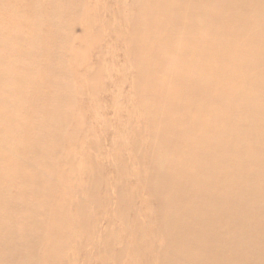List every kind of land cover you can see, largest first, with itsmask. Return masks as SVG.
<instances>
[{
    "label": "rangeland",
    "instance_id": "rangeland-1",
    "mask_svg": "<svg viewBox=\"0 0 264 264\" xmlns=\"http://www.w3.org/2000/svg\"><path fill=\"white\" fill-rule=\"evenodd\" d=\"M190 1L0 0V264H193L233 221L264 257V7Z\"/></svg>",
    "mask_w": 264,
    "mask_h": 264
},
{
    "label": "bare ground",
    "instance_id": "bare-ground-1",
    "mask_svg": "<svg viewBox=\"0 0 264 264\" xmlns=\"http://www.w3.org/2000/svg\"><path fill=\"white\" fill-rule=\"evenodd\" d=\"M206 0H191L190 2H191V4H193V5H198V4H201V3H203V2H205ZM233 2H238V0L236 1V0H233ZM244 2H245V8L244 7H242V13L243 14H248L249 13V11L250 10H248V9H251V8H253L254 7V3H253V0L251 1V0H244L243 1V4H244ZM255 2H257V4H259L260 3V6H262V7H264V0H255ZM228 9H226L225 11H224V9L223 8H221V10L219 11V12H216L217 14H216V16L217 17H220L221 15H224L225 17H226V11H227ZM239 12L241 13V9L239 10ZM218 13H220V15L218 16ZM227 17H229V16H227ZM194 22L195 23H198V22H200V18L198 17V18H195L194 19ZM244 22H249V19L247 18V17H244L243 18V23ZM260 34H263V35H259L260 36V38L262 39V42H263V44H264V31H261V33ZM257 35V31L256 30H250V31H248V32H246V33H241V37H245V38H252V37H257L256 36ZM231 35H227V38L228 37H230ZM173 44H175L174 42H173ZM251 47V48H250ZM256 48V46H251L250 44H249V53H248V56L251 54V53H253L254 54V56L256 55V56H258V50L257 49H255ZM264 49V48H263ZM213 56H215V54H213ZM261 60H262V62L264 63V50H263V52H262V55H261ZM248 61L249 60H244V65H243V67H244V69H246L247 68V66H248ZM250 62V61H249ZM252 63V62H251ZM256 63H258V64H261L258 60H257V62ZM253 64V63H252ZM253 69H254V67H253ZM259 75V74H258ZM262 75V74H261ZM250 76V75H249ZM227 79L229 80V73H228V77H227ZM207 81H209V80H207ZM259 81V80H258ZM192 101H195V100H192ZM233 100H228V101H226L225 103H223V104H221V105H219L218 107H217V111L213 114V115H209V118L208 119H211V120H216V119H221V118H224L225 120H229V122L231 121V118L233 117V115L231 114V113H227V112H225L222 108L224 107V105L225 104H227V105H231V106H233ZM210 105H211V103H208V101H205V102H203V104L201 105V107H202V109L203 108H206V109H209V107H210ZM228 110H229V108L228 107H226ZM243 121V120H242ZM245 122V121H244ZM185 133H183V135H185V134H187V133H189L191 130L190 129H188V128H186L185 130ZM224 132H226L225 130L224 131H222V133H224ZM197 134V132H196V130H195V135ZM230 138V137H229ZM197 139L198 140H200L201 139V134H199L198 136H197ZM233 142H234V140H229L228 141V145L230 146V148L231 147H233L234 146V144H233ZM236 142V141H235ZM221 143H224V141H221ZM239 143V142H238ZM236 146V145H235ZM237 148V147H236ZM236 151V150H235ZM193 152H195L196 154H197V151H193ZM191 152H189V154H190ZM189 154H187L186 153V155H189ZM236 154V153H235ZM189 160H190V158H189ZM264 163V162H263ZM259 183H260V181H259ZM226 186L227 187H230V180H228V181H226ZM234 184V183H233ZM244 184V183H243ZM261 187V186H260ZM259 188V187H258ZM250 189H257L256 187H254L253 185H252V181H251V179H250ZM252 192V191H251ZM257 192V191H256ZM177 193L179 194V196L182 198V200L184 199L183 198V193H184V189H182V188H179L178 190H177ZM213 193V192H212ZM262 194V193H261ZM260 194V195H261ZM206 196V195H205ZM213 196H215V194H213ZM209 197V196H208ZM254 197H257L256 195L254 196ZM262 197V196H261ZM217 198V197H216ZM223 199H224V202H227L228 200H230V202H229V207L228 208H226V209H223L222 207L223 206H221V205H215V210H217V211H215L216 212V219H215V223H216V225H218V226H220V221L222 220L223 222H225V220H228V219H225V220H223V219H220L222 216L220 215L221 214V212H223V213H225V215L226 216H229V215H231L235 210H236V208H237V206H236V202L238 201V196H233V197H231L230 198V193L228 192V194H225L224 195V197H223ZM243 199V198H242ZM205 201L206 202H208V201H210L207 197H205ZM259 202H260V200H258ZM239 202H240V199H239ZM262 203V202H261ZM248 205H250L251 206V208H257L258 207V209L257 210H259V211H261V212H264V203H262V205H258V206H255V205H253L252 204V202H249V203H240V205H239V208H242V209H244V208H246ZM255 206V207H254ZM255 208V209H256ZM219 211H221L220 213H219ZM199 216L200 215H195L194 217H195V219H198L199 218ZM223 218V217H222ZM182 222L184 221V219H182L181 220ZM231 220H228V222H226V223H224L223 224V227H222V231L224 230V229H227V227L226 226H230V225H228V224H230L229 222H230ZM234 223H235V225H232L231 224V226H232V229H237V230H231V231H234V232H236L235 234H232V235H227L228 233H224V234H219V235H217V236H215V237H211L209 234H208V237H204V238H200V237H194V236H185V235H179L178 236V238L177 239H180V242H179V246H178V248L177 249H175L172 253H170V256L169 257H171V256H173L174 258H182V259H186V262L187 263H189V261L190 262H192L193 264H222V262L223 261H225V260H229V257H231L232 259H233V261H235L236 262V264H240L241 263V261H240V258H241V260H245V261H247L248 260V263L247 264H264V257L262 256V254H254L253 252H251V254L252 255H246L245 254V251H251L250 249L249 250H247V247H246V245H247V243H246V241L244 240L243 242H241L240 241V239L238 238L239 236H241L242 235V232H241V230H242V228H244L245 227V225H246V223L245 224H242V226H238V222H235V221H233ZM232 223V222H231ZM233 223V224H234ZM189 226H188V229H190L192 232H195L196 230H197V228H199L198 226H197V224L196 223H190V224H188ZM230 226V227H231ZM262 229H263V233H264V223H262V225L260 226ZM229 228V227H228ZM255 228H257V227H255ZM262 229H261V231H262ZM227 230H230V229H227ZM245 231H246V229H244ZM166 231L167 232H169V233H171V234H174L175 233V227L173 226V225H167V229H166ZM221 231V232H222ZM249 231V230H248ZM247 232V231H246ZM245 232V233H246ZM252 233H253V231H252ZM250 235V234H249ZM252 237H253V235H252ZM247 238V237H246ZM245 238V239H246ZM249 238V237H248ZM255 238V237H254ZM253 239V238H252ZM257 239V241H258V238H256ZM260 239V238H259ZM249 241V240H248ZM257 241H256V243H257ZM241 242V243H240ZM263 243V242H262ZM249 244V243H248ZM259 244H260V242H259ZM251 245V244H250ZM258 246V245H257ZM221 249V248H226L225 250L223 249L222 251H225V252H221V254L219 255V254H217L218 252H216V251H218L217 249ZM253 248V247H252ZM260 248V247H259ZM258 248V249H259ZM230 251L229 253H230V255H223L222 253H226V251ZM261 250H263V249H261ZM231 252H233V254H231ZM247 253H250V252H247ZM228 254V253H227ZM239 255V256H237V255ZM243 256H246V257H244L243 259H242V257ZM243 262V261H242ZM166 264H170L168 261H167V263Z\"/></svg>",
    "mask_w": 264,
    "mask_h": 264
}]
</instances>
